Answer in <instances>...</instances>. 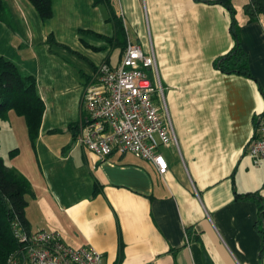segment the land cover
Masks as SVG:
<instances>
[{
  "label": "crops",
  "instance_id": "0c3cea01",
  "mask_svg": "<svg viewBox=\"0 0 264 264\" xmlns=\"http://www.w3.org/2000/svg\"><path fill=\"white\" fill-rule=\"evenodd\" d=\"M248 1L110 0L126 39L145 50L151 44L155 53L178 142L177 147L159 148L168 164L164 174L130 153L99 158L73 141L68 126L83 114V88L107 56L96 61L84 56L88 70H80L81 87H74L66 108L56 103L50 69L41 71L50 79L49 89L40 83V67L22 73L35 77L45 107L35 143L39 171L32 164L30 170L19 169L32 190L40 189L28 198L24 211L29 230L56 231L69 246L93 247L101 253V264H264V214L261 219L259 210L264 204V158L245 150L264 110V15L248 22L243 12ZM228 2L253 78L213 66L234 45ZM4 3L9 21H0V31L24 43V37L32 40L33 23L44 21L31 2ZM52 10L47 20L58 12L77 31L113 34L103 4L52 0ZM49 33L71 49L50 27L40 31L42 43L47 44ZM78 39L91 51L96 52L84 42L103 48ZM1 56L18 68L16 60ZM55 134H63V144L49 142Z\"/></svg>",
  "mask_w": 264,
  "mask_h": 264
},
{
  "label": "built area",
  "instance_id": "2783aa9c",
  "mask_svg": "<svg viewBox=\"0 0 264 264\" xmlns=\"http://www.w3.org/2000/svg\"><path fill=\"white\" fill-rule=\"evenodd\" d=\"M152 68L158 80L153 84L146 69ZM161 95L162 105L154 101ZM83 114L75 142L99 158L112 153H130L150 161L159 174L168 164L159 151L170 143L178 146L166 108L155 53L150 44L145 50L127 40L118 65L96 64L82 91ZM245 150L264 158V110ZM20 249L6 264H101V253L90 246L72 247L56 231L26 230L12 222Z\"/></svg>",
  "mask_w": 264,
  "mask_h": 264
},
{
  "label": "trees",
  "instance_id": "16d2710c",
  "mask_svg": "<svg viewBox=\"0 0 264 264\" xmlns=\"http://www.w3.org/2000/svg\"><path fill=\"white\" fill-rule=\"evenodd\" d=\"M29 1L41 19L52 17V0ZM98 4H103L108 8L110 14L108 20L113 24V34L108 37L88 29H78V32L103 38L112 48H118L122 55L127 39L121 20L115 16L110 0H92L93 6ZM225 7L231 14L230 29L234 38V45L226 54L218 57L213 62V66L225 74L238 73L253 78L248 69L247 55L238 42L235 10L229 2L225 4ZM243 12L247 16L248 22L256 20L260 15H264V0H249L244 4ZM0 21L4 23L9 21L4 0H0ZM46 43L50 46H65L55 39L53 33L47 35ZM84 43L93 50L102 49V47ZM79 56L86 58L80 53ZM102 61L109 63L108 59ZM44 108V103L37 91L35 77L20 73L14 62L1 56L0 116H5L9 109L21 116L25 121L29 138L33 143L39 135ZM78 128L79 122L71 123L68 126L73 141L77 137ZM58 131V129L51 130V132ZM32 195V186L26 176L16 168L6 164L0 157V264H6L10 257L20 249V243L13 235L12 222L18 219L23 228L29 230L24 211L28 204V198ZM259 210L262 219L264 214V204L262 202ZM260 233L264 244V226L260 229Z\"/></svg>",
  "mask_w": 264,
  "mask_h": 264
},
{
  "label": "rangeland",
  "instance_id": "374dc122",
  "mask_svg": "<svg viewBox=\"0 0 264 264\" xmlns=\"http://www.w3.org/2000/svg\"><path fill=\"white\" fill-rule=\"evenodd\" d=\"M43 21L44 24L33 23L35 36L32 40L24 37L25 43L21 42L22 39H19L18 36H11V33L5 34V32L0 31V53L16 60L20 73L36 70V66L41 68L40 74L42 69L44 71L50 69L53 78L56 79V82H53L56 85L55 92L58 95L56 103L62 108H66L70 106L74 87H81L80 70L87 71L89 67L85 62L87 60L80 57L79 53L94 61L102 56H107L109 64L115 66L120 61L119 49L111 48L109 44L95 36L79 34L72 25L68 26L64 24L58 12L53 20L43 19ZM6 24L8 25V22ZM49 27L53 28L58 38L71 49L65 46H50L42 43L40 31ZM20 31L22 32L21 29ZM21 37H23L22 33ZM79 37L92 44L103 45V48L96 52L91 51L82 45L78 39ZM18 44L19 46L16 48ZM48 47L51 49V53L48 52ZM146 72L153 84L159 86L153 69L148 68ZM39 80L44 89H49L50 79L46 74H41ZM161 98V95H159L158 98H154V101L162 105ZM62 135L55 134L49 137V142L56 141V144H63L62 140L64 136ZM36 140L33 143L31 142L24 119L18 116L12 109H9L5 116H0V157L6 164L16 168L18 171H20L19 169L24 170V168L25 170H30L32 164L39 171L35 155ZM51 144L57 146L54 143ZM38 190L34 189V194L36 191L38 194Z\"/></svg>",
  "mask_w": 264,
  "mask_h": 264
}]
</instances>
